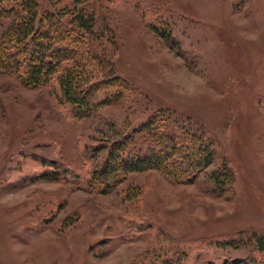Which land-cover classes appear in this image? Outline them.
I'll use <instances>...</instances> for the list:
<instances>
[{
  "label": "rangeland",
  "instance_id": "1",
  "mask_svg": "<svg viewBox=\"0 0 264 264\" xmlns=\"http://www.w3.org/2000/svg\"><path fill=\"white\" fill-rule=\"evenodd\" d=\"M88 5L93 46L129 91L75 120L52 86L28 88L0 71V264H264L253 244L218 245L264 236V0ZM12 15L0 14V40ZM161 24L167 39L152 26ZM165 108L208 135L212 164L189 183L145 170L109 194L88 190L84 178L109 143ZM40 161L84 178L36 176L51 172ZM224 164L231 178L215 183L211 175Z\"/></svg>",
  "mask_w": 264,
  "mask_h": 264
},
{
  "label": "trees",
  "instance_id": "2",
  "mask_svg": "<svg viewBox=\"0 0 264 264\" xmlns=\"http://www.w3.org/2000/svg\"><path fill=\"white\" fill-rule=\"evenodd\" d=\"M52 1L51 8L45 9L39 0H0V14H13L0 40V71L15 73L28 88L52 86L58 105L72 119H84L117 102L120 93L128 90V83L114 74L109 62L93 46L97 22L93 8L84 6L87 0ZM152 26L161 38L167 39L168 25ZM139 127L104 146L105 159L85 178L82 172L64 166L59 167L61 175L71 181L83 177L88 190L109 194L133 172L159 170L173 182L189 183L212 164L213 141L190 123L179 121L169 108L153 113ZM96 150L89 151V161L97 155ZM47 165L51 172L40 170L36 176L60 174L56 163L40 161L41 169ZM231 175L224 164L211 178L224 184ZM234 243L253 244L256 250H264V236L258 234H239L218 245ZM208 264L240 261L222 259Z\"/></svg>",
  "mask_w": 264,
  "mask_h": 264
}]
</instances>
